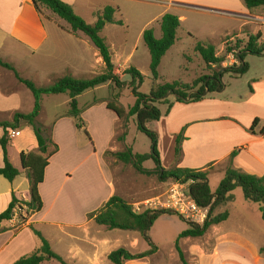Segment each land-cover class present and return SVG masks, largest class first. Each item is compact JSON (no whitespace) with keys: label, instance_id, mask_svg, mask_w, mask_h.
I'll return each mask as SVG.
<instances>
[{"label":"crops","instance_id":"0c3cea01","mask_svg":"<svg viewBox=\"0 0 264 264\" xmlns=\"http://www.w3.org/2000/svg\"><path fill=\"white\" fill-rule=\"evenodd\" d=\"M60 1L70 5L74 13L80 6L79 0ZM148 4L158 7L159 10L143 17L139 37H142L144 30L158 24L166 14L178 17L179 29L183 27L189 13L224 15L229 17L232 23L227 36L241 33L253 23L264 25V15H260L264 7L247 10L243 0H148ZM81 6L89 9L95 17L103 11L95 12L88 4ZM40 10L39 13L32 0H0V60L12 65L22 78L28 74L43 77L45 81H54L65 76L91 79L101 74L104 65L89 38L80 32L71 34L65 21L44 6H40ZM107 28L108 23L101 31V37L111 53L115 73L121 75L126 70L124 65L128 64L137 49L132 47L129 51L124 42L119 46L111 42L114 30L107 31ZM186 30L190 33L188 28ZM260 42L264 43L262 36ZM224 78L221 79L220 90L196 103H173L168 110L160 109V120L146 125L157 134V149L163 169L186 168L205 173L209 188L211 182L214 185V192L229 168L264 178V78L252 80L249 92L238 98L227 94L228 88L224 84ZM23 88L25 87L18 83L11 71L0 67V114L10 108L8 114L13 117L15 112L20 111L26 94ZM103 88L108 87L102 86L80 95L77 98L79 108L90 110L96 107L92 104L94 101L84 102L81 106L79 100L84 95ZM103 105L106 109L105 103ZM119 124L120 121H116V129ZM68 127L69 134L72 135L71 140L62 135L67 133L63 131L68 130ZM83 129L89 130V141L73 139L78 130L75 125L72 127L67 118L59 116L53 121L51 139L57 145L58 151L49 159L44 171V180L38 186L42 201V209L39 212L30 213L25 206L20 205L30 200L29 182L28 188H24V182L17 181L20 176L12 182L0 176V214L8 208L12 196L19 202L12 219L3 222L0 227V264H13L39 246L30 230V227L34 229V226H55L58 234H66L65 230L71 227L81 230L83 239L77 241L89 248L76 245V248H70L69 255L71 260L80 261L82 264H101L100 260L110 253L111 250H102L106 243L102 236L101 238L91 235L90 228L94 220L86 216L98 210L111 196H122L114 175L116 162L113 158L105 156V153L121 152L123 144L117 145L116 131H111L106 135V145L101 147L97 144L96 134L90 129ZM17 131L20 132L19 136L8 142L7 155L11 165L21 174L23 170L20 154L36 152L37 141L34 134L28 131L26 140L17 142L15 140L22 137L23 129ZM59 135H62V141ZM2 136L3 129L0 127V138ZM177 137H180L178 143ZM126 140L124 147L127 145ZM109 143L114 146L107 148ZM17 160L20 169L16 164ZM3 166L0 146V168ZM80 195L81 203L71 204L63 201ZM228 204L220 208V212L229 213L225 222L211 227L201 238H185L181 239L182 242L179 241L181 251L183 242L192 245V264L198 261L200 264H217L218 261L219 264H245L246 257L250 254L253 256V263L262 262L261 257L264 258V255L258 253L259 249L253 246L252 251L249 245L245 244L244 237H237L222 230V226L231 217ZM208 233H212V236L209 237ZM41 234L50 242L43 230ZM204 240H208L207 245L203 244ZM131 241L130 246H138L139 237H134ZM159 252L157 249L152 256L126 261L124 264H181L175 249V253L171 252L169 256L161 257ZM183 254L186 258L185 252ZM158 259L159 263L156 262ZM188 264L191 263L188 261Z\"/></svg>","mask_w":264,"mask_h":264},{"label":"trees","instance_id":"16d2710c","mask_svg":"<svg viewBox=\"0 0 264 264\" xmlns=\"http://www.w3.org/2000/svg\"><path fill=\"white\" fill-rule=\"evenodd\" d=\"M36 10L40 13V6H44L59 19L69 25V32L76 34L83 33L89 38L93 46L97 49L103 65V72L91 79H75L65 76L52 81L48 86L38 87L32 81L20 77L12 65L0 60V67L11 71L18 81L22 84L33 97V108L28 114L15 113L10 122H1L0 127L3 129V136L0 138V146L3 153V164L0 168V176L8 182H12L20 175L9 162L7 155V145L9 139L7 135L10 131H17L23 127L32 128L33 134L37 141L36 152L20 154L21 169L26 172L29 182L30 200L21 203L30 213H37L42 209V201L38 192V186L44 180V171L48 166L49 159L54 156L58 147L52 142L51 138L43 135V130L37 125V117L41 110V101L44 97L65 95L68 97L67 110L62 117L74 120L76 129H83L84 122L81 117L82 109L79 108L77 98L83 93L94 90L102 86H113L115 90L130 88L135 102L128 112L116 106V96L111 100H102L105 102L106 109L113 112L121 120L127 117L135 116L136 128L151 141V151L146 154L134 153L132 148L126 147L123 151L117 153L107 152L106 156L112 157L117 162L124 165H131L134 170L146 176L157 175L162 180L171 179L181 184H189L188 191L194 202L202 208H208V215L202 225L187 223V229L184 230L177 238L174 249L177 253L181 264H188L183 252L180 249L179 241L185 238H201L207 231L213 227L225 222L228 217V211L220 212V208L233 201V191L240 188L246 201L257 204L262 218L264 220V178L249 175L234 169H227L223 180L214 193L211 192L205 173L190 170L186 168H174L165 170L160 163L158 153L157 134L147 128V124L158 122L161 118V111L158 106L167 105V110L173 103H196L203 100L206 96L213 94L221 89V79L223 75L230 74L233 78L240 77L247 73L248 65L244 62L247 54L253 56H264V43L260 42L261 34L251 35L242 49H228L227 53L235 57L238 64L220 71L212 70L211 67L220 66L225 58L218 57L215 54L213 46H205L197 42L194 51L200 56L203 63L210 70V74L200 77L191 84L181 81H174L158 86H154L148 95L141 94L138 90L143 83L144 77L135 69H126L121 75L115 73V65L111 61V53L101 37V31L105 24L122 25L121 20H115L113 14L115 10L110 7L105 8L100 14L96 15V21L93 24L86 23L82 18L77 16L72 7L60 0H32ZM247 10L264 7V0H243ZM161 37L155 38L152 29H146L142 33V39L145 43L149 55V69L154 80L158 79V68L161 59L167 51L175 44L177 39V30L180 28L178 17L166 14L159 21ZM191 36V35H190ZM121 76H129L130 82L122 81ZM172 96L174 102H169L167 96ZM126 137L123 133L119 140ZM180 137H177V143ZM178 152V148L176 149ZM152 161L153 169H146L143 164ZM19 202L12 196L8 208L0 214V227L3 222L12 219L13 211ZM162 215L174 216L171 211L167 210H146L142 213L133 211L132 206L126 203L120 196L113 195L103 205V207L89 215V219L104 228L105 230H122L128 232H139L143 239L148 243L149 250L132 254L125 249L112 251L107 259L112 264H124L126 261L139 260L152 256L157 252L155 247L146 233L153 223ZM184 221L181 217H179ZM185 222V221H184ZM31 232L36 236L40 245L31 253L20 257L13 264H42L45 261H55L58 264H69L62 257L57 255L52 249L49 242L42 234L32 227ZM1 232V228H0ZM260 252H264L261 249Z\"/></svg>","mask_w":264,"mask_h":264},{"label":"rangeland","instance_id":"374dc122","mask_svg":"<svg viewBox=\"0 0 264 264\" xmlns=\"http://www.w3.org/2000/svg\"><path fill=\"white\" fill-rule=\"evenodd\" d=\"M79 3L80 6L77 7L75 14L82 19L84 18L83 20L88 24L94 23L96 17L92 16L89 9L83 8L81 4H88V7L94 9L95 12L99 10L102 11L107 7L115 10L113 18L115 20H121L123 25L108 24L107 31L111 29L114 30L112 39L110 40L117 46L124 42L129 51L132 47L137 49L128 64L124 65V68H135L144 77L143 83L138 90L144 95H148L154 86L172 83L174 81L191 84L196 79L209 75L211 73L209 68L205 66L200 56L194 51V46L197 42H200L205 46H213L216 56L225 58L220 66L211 67L212 70L220 71L221 73L222 69L233 67L238 64L235 57L227 53L228 49H242L247 43L248 37L256 35L257 33L261 34L264 42V25L258 22L251 24L250 27L246 28L245 31L241 33L227 36V32H230L232 27L231 19L229 17L216 13H208L206 15L189 13L187 14V19L183 27L177 31L175 44L161 59L158 68L159 76L157 80H154L149 69L150 55L142 37H139V28L143 17L148 16L151 13H157L159 10L158 7L150 6L148 0H79ZM262 11L263 12L260 14L261 16L264 15V8ZM186 28L189 29L188 31H190V33L187 32ZM147 29L153 30L155 38L159 39L161 37L159 24H154ZM244 62L248 65L249 70L238 79H233L230 74L223 75V78L225 77L223 80L224 84L227 85L228 88L227 94L233 98H238L239 96L248 93L250 86L253 84L252 80L256 81L257 79L264 78V56L258 57L247 54L244 58ZM24 76H26L24 78H30L29 80H32V82L38 87L48 86L52 82V80L45 81L43 77H34L28 74ZM121 80L130 82L131 78L129 76H121ZM107 87L108 88L100 89L95 93H88L80 98L79 103L81 106L84 102L91 103L92 101H94L92 104L96 106L90 110L88 108L80 107L82 112H84L82 113L84 114V118H82L84 128L87 130L90 129L93 131L94 135L96 134L95 137L98 138L97 144L101 147L105 146L107 143L106 135L111 133V131H113V133L116 131L115 141L117 142V145L123 144L121 151H123L126 146H130L135 153H150L151 141L147 136L137 130L135 116L119 120L113 112L105 109V106L103 105L105 102L98 100H111L116 96V106L121 107L124 109L125 113H127L129 108L132 107L135 102L131 89L126 88L118 91L115 90L113 86ZM23 89L26 94L22 101V107L19 112L15 113L28 114L32 111L34 101L30 92L27 91L26 88ZM167 99L171 103L174 102V98L170 95L167 96ZM67 101L68 97L65 95L49 96L42 99L41 110L36 121L37 125L43 130V135L45 137L52 138L53 121L55 118L62 116L66 112ZM158 107L162 111L167 110L168 108L167 105H161ZM9 110L10 108L0 114V121L8 122L13 118L8 114ZM67 120L72 124V127L75 125V123L73 124L74 120L72 122L71 118H67ZM118 120L120 121V124L116 129V121ZM69 130L68 127V130L63 131L67 133H62V135L71 140L72 135L69 134ZM77 130L78 131L74 133L75 137L73 139L89 141V130ZM28 131L33 133L32 128L27 129L26 127H23L22 137L15 141L20 142L26 140L28 137ZM124 132H126V137L123 140H119L118 138L121 137ZM62 135H59L61 141ZM125 140L127 145L124 147ZM111 145L112 147L114 146L112 143H109L107 148ZM115 162L114 175L121 190V198L132 206L133 211L136 213H142L146 210H163L159 203L162 204L165 202L167 193L175 182L171 179L162 180L157 175H141L137 173L131 165H124L116 160ZM16 164L20 169L18 160ZM143 166L146 169H152L154 168V163L148 161L144 163ZM19 176L20 177L17 181H23V187L28 188L26 172L23 171ZM187 187L188 186H186V188ZM210 188L211 192L214 193V185L212 182ZM232 195L233 201L228 204L231 217L227 223L222 226V230H225L230 234H235L237 237L238 235L244 237L245 244H247V246L249 245L252 251L255 247V249H259L258 253L260 255H264V252H260L261 249H264V220L259 211L258 205L246 201L240 188L234 190ZM63 201H67L71 204H76L78 202L81 203L82 197L80 195L74 199L68 198V200L64 199ZM102 207L103 206L98 208V210ZM91 213L87 214L86 217L88 219ZM184 221H182L177 215H162L153 223L146 233L151 243L160 251L159 253L161 257L163 255L169 256L171 252L175 253V242L178 236L187 229V223H190ZM54 227L34 226V229L40 233L43 230V233L49 237L51 249L67 263L82 264L80 261L74 259L71 260L69 255L70 248H76V245L77 247L81 246V248H89L86 244L77 241V239H83L81 230L71 227L65 230L66 235L58 234ZM90 233L91 235L102 236L103 238H101L106 240L102 249L103 251L111 250V253L117 249H125L132 254H138L149 250L148 243L143 239L139 232L122 230L108 231L94 222V224L91 225ZM208 234L209 237L212 236V233ZM134 237H139L138 246H130V243L132 242L131 239ZM34 239L37 244L40 245V241L36 236ZM182 241L183 240H181V242ZM207 243L208 240L203 241L204 245H207ZM190 247H192V245L183 242L182 251L186 254L187 262L189 261L192 264L193 258L191 256L192 253ZM252 258V254L247 256L245 264H255L253 263ZM261 260L262 262L257 264H264L263 257H261ZM159 261L160 259L156 260L157 263H159ZM100 262L101 264H112L107 257H103ZM219 262L220 261H218L217 264H219ZM241 262L242 259L240 258V263ZM42 264L58 263L55 261H45ZM196 264H200V261Z\"/></svg>","mask_w":264,"mask_h":264},{"label":"built area","instance_id":"2783aa9c","mask_svg":"<svg viewBox=\"0 0 264 264\" xmlns=\"http://www.w3.org/2000/svg\"><path fill=\"white\" fill-rule=\"evenodd\" d=\"M19 131H10L7 135L9 140L18 137ZM189 184L175 182L167 193V198L162 204L159 203L163 210L171 211L173 214L181 217L195 225H202L208 215V208L199 207L190 197ZM15 210L13 211V215Z\"/></svg>","mask_w":264,"mask_h":264}]
</instances>
